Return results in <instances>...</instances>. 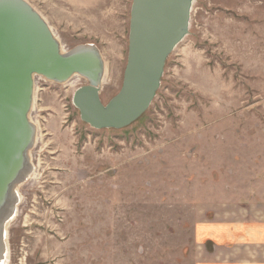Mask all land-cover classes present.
<instances>
[{
	"label": "rangeland",
	"instance_id": "1",
	"mask_svg": "<svg viewBox=\"0 0 264 264\" xmlns=\"http://www.w3.org/2000/svg\"><path fill=\"white\" fill-rule=\"evenodd\" d=\"M28 1L65 49H100L107 103L123 82L132 0ZM34 78L36 142L7 264H180L201 205L241 199L242 161L264 155V0H195L156 97L125 128L82 121L78 75Z\"/></svg>",
	"mask_w": 264,
	"mask_h": 264
},
{
	"label": "water",
	"instance_id": "2",
	"mask_svg": "<svg viewBox=\"0 0 264 264\" xmlns=\"http://www.w3.org/2000/svg\"><path fill=\"white\" fill-rule=\"evenodd\" d=\"M194 0H132L127 64L120 90L101 98L105 61L94 43L64 52L45 17L28 0H0V221L31 163L36 124L30 119L36 76L88 82L72 102L94 128L121 129L140 118L159 90L168 58L189 33Z\"/></svg>",
	"mask_w": 264,
	"mask_h": 264
},
{
	"label": "crops",
	"instance_id": "3",
	"mask_svg": "<svg viewBox=\"0 0 264 264\" xmlns=\"http://www.w3.org/2000/svg\"><path fill=\"white\" fill-rule=\"evenodd\" d=\"M246 160L241 199L201 205L193 224L194 248L180 264H264V155Z\"/></svg>",
	"mask_w": 264,
	"mask_h": 264
},
{
	"label": "bare ground",
	"instance_id": "4",
	"mask_svg": "<svg viewBox=\"0 0 264 264\" xmlns=\"http://www.w3.org/2000/svg\"><path fill=\"white\" fill-rule=\"evenodd\" d=\"M194 2H195V0H194ZM194 2H193V4H194ZM32 5V4H31ZM192 9H193V7H192ZM192 12V11H191ZM131 17V16H130ZM130 24V23H129ZM54 31V30H53ZM55 32V31H54ZM56 34V33H55ZM97 47V46H96ZM61 48H62V51H64V52H66V51H68L67 49H65V47L61 44ZM98 48V47H97ZM173 53V52H172ZM102 54V53H101ZM103 56V55H102ZM105 61V60H104ZM106 66V65H105ZM105 71H106V67H105ZM76 75H78V74H76ZM76 75H74V76H76ZM74 76H72L70 79H72ZM79 76V75H78ZM37 77V76H36ZM41 77V76H40ZM79 77H81V76H79ZM81 78H83V77H81ZM70 79H68L66 82H68ZM83 79H85V78H83ZM86 80V79H85ZM50 81H52V80H50ZM55 82V81H54ZM105 82V73H104V79H103V83ZM56 83H58V82H56ZM63 83H65V82H63ZM79 88V87H78ZM33 107V106H32ZM31 110H32V108H31ZM31 112V111H30ZM80 112V111H79ZM30 115V114H29ZM31 119V118H30ZM32 120V119H31ZM83 121V120H82ZM34 122V121H33ZM83 122H85V121H83ZM94 128V127H93ZM37 134V133H36ZM35 142H36V135H35ZM30 157H31V155H30ZM31 164V163H30ZM31 168H32V164L30 165V168H29V170H28V172H25V175H24V180L21 182V184L29 177V174L31 173ZM32 173H34V172H32ZM30 176H32V175H30ZM30 178V177H29ZM20 184V185H21ZM19 185V186H20ZM19 186L14 190V194H13V196H14V202H12V204L10 205V209L7 211V214L4 216V218H3V220L2 221H0V264H7L8 263V261H9V254L7 253L6 254V256H4V255H2V253H3V249H4V247L6 248V246H5V242L3 243V239H5L4 238V236L6 237V235L8 234V232H7V228H8V226H7V224H8V222H10V220L12 221V219H13V216H14V210H15V207H16V204H17V201L20 199L19 198V192H18V190H19ZM22 201V200H21ZM6 234V235H5ZM6 240H7V238H6ZM6 245H8L7 244V241H6ZM6 250V249H5ZM4 256V257H3ZM2 258H4V261H3V259ZM11 262V261H10Z\"/></svg>",
	"mask_w": 264,
	"mask_h": 264
}]
</instances>
